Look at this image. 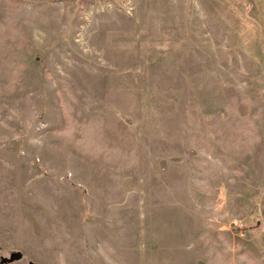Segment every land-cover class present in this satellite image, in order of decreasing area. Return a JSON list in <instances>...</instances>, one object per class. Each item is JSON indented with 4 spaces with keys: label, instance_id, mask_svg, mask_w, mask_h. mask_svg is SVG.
Instances as JSON below:
<instances>
[{
    "label": "rangeland",
    "instance_id": "374dc122",
    "mask_svg": "<svg viewBox=\"0 0 264 264\" xmlns=\"http://www.w3.org/2000/svg\"><path fill=\"white\" fill-rule=\"evenodd\" d=\"M0 264H264V0H0Z\"/></svg>",
    "mask_w": 264,
    "mask_h": 264
}]
</instances>
